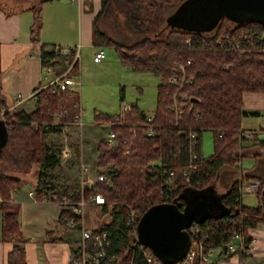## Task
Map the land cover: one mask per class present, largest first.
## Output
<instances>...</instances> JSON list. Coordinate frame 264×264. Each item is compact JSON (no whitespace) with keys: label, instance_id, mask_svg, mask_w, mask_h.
Here are the masks:
<instances>
[{"label":"trees","instance_id":"1","mask_svg":"<svg viewBox=\"0 0 264 264\" xmlns=\"http://www.w3.org/2000/svg\"><path fill=\"white\" fill-rule=\"evenodd\" d=\"M25 1L26 4L19 0L9 5L0 0V8L6 16L17 11H31L30 41L36 42L41 5L50 0ZM183 1L101 0L100 9L92 18L93 46L111 47L122 65L132 71L152 73L159 79L152 118L155 134L152 137L141 134L144 115L131 104L130 110L119 119L123 125L112 127L119 136L116 144L108 146L102 140L95 144V169L107 179L83 185L72 193L52 192L53 199L59 203L61 198L74 202L80 194L84 198L89 193L103 197L100 210L109 215V220L95 230L106 232L109 243L104 254L111 257L107 264L141 262L140 248L133 245L126 221L128 207L133 208L138 217L157 203H174L181 209L180 194L184 189H206L221 167H238L240 157L247 150L241 145L247 138L239 130L240 119L257 114L243 108L241 95L243 92H264V22H235L221 17L208 30L166 27L165 18ZM109 15H114L115 21ZM103 19H108L110 27L119 21L113 33H120L125 42L128 38L133 40L122 43L109 37L98 27ZM227 42L236 43L237 49L228 48ZM61 59L56 57L62 66ZM176 64H183L185 78L190 80L182 88L188 97L179 115L167 108L173 86L166 81ZM1 72L0 68V111L5 107ZM35 98L33 110L11 108L4 113V121L0 120L6 130L0 144V232L1 240L11 243L5 264H27L25 238L19 229V204L11 199V192L19 189L21 182L8 173H27L33 164H38L36 198L47 195L51 189L46 172L59 165L60 151L46 141L49 133H60L59 125L50 124L49 113L64 104L69 114L77 103L74 92L51 94L48 89H42L36 92ZM92 116L95 123L111 119V115L100 112H93ZM132 124L135 128L129 132ZM204 130L211 136L212 152L208 156H202L200 151V134ZM189 132L196 136L193 147L189 145ZM253 141L264 159V139L253 138ZM125 148L128 153H123ZM191 154L195 155L191 160L195 166L193 171L187 168ZM167 171H172L173 175L165 185ZM241 180L262 182L264 177L243 174L234 179L221 196L227 212L191 222L186 228L194 233V236L188 233L190 243L196 238L202 242L203 251L208 245L222 254L231 236L238 233L242 245L247 246L250 241L247 229L264 224V198L254 205L242 204L238 196ZM69 219L76 223L79 220L71 212V205H61L57 224L66 229ZM238 256L242 258L243 253L239 252ZM153 257L155 264H183L181 260L162 262ZM188 264L198 263L194 259Z\"/></svg>","mask_w":264,"mask_h":264},{"label":"crops","instance_id":"2","mask_svg":"<svg viewBox=\"0 0 264 264\" xmlns=\"http://www.w3.org/2000/svg\"><path fill=\"white\" fill-rule=\"evenodd\" d=\"M100 2L101 0H50L44 2L43 9L41 8L40 11L41 24L36 42L30 41L31 11H17L6 16L0 8V68L4 109L19 107L31 111L35 108V96L19 103L16 96L19 94L21 97H25L38 85L39 65L36 55L44 44L55 42L79 44L80 48H90L91 53L98 48L91 44V30L92 18L99 11ZM101 22L104 23V19ZM101 28L109 37L114 36L113 30L108 24ZM55 61L57 63L55 71L59 72L63 66V60L61 59L62 66L56 59ZM12 67L17 69L13 75L9 74ZM76 68L78 72V63ZM34 98L33 102L31 99ZM241 100L245 110L256 111L257 114L243 116L240 119V132H247L250 136L241 142V145L247 147V150L246 154L240 157L238 167H221L209 185L218 197L219 210L217 214L227 212L226 206L221 201V196L227 191L230 183L238 178V175L239 177L243 174L264 177V159L260 151L253 145V138L264 139V92H243ZM72 113L73 110L69 114ZM94 124L96 123L91 125L94 126ZM62 133L60 131L58 134ZM54 134L49 133L48 135ZM47 137L46 141L49 145L59 147L56 146V142ZM83 141L88 142L84 139ZM74 150H77L78 153L75 152V155L72 156L76 160H81V163H86L83 162L86 155L84 148L81 146L77 149L75 146ZM93 150L94 162L95 148ZM62 160L65 159L59 157V163ZM57 168L59 169V166L46 172L49 175L46 176V179L51 190L47 191L46 196L42 195L39 199L36 198L38 164H33L27 173H8L9 176L18 178L21 182L20 188L11 192V199L19 204V229L25 238L24 250L27 264H74V256L79 244V226L63 229L56 222L61 205L53 199L52 192H68L67 186L61 184L57 174L54 173ZM243 181L247 182L248 180ZM243 181H240L239 187ZM240 202L247 205L243 201V195L240 197ZM101 214L100 205L91 202L85 203L80 214L81 225L87 229H97L100 224L107 223L109 220L108 214ZM246 232L250 241L242 258L238 256V253L223 257L217 249H213L208 261L214 264H264V224L248 228ZM10 249L11 243L2 241L0 232V264H5L6 255Z\"/></svg>","mask_w":264,"mask_h":264},{"label":"built area","instance_id":"3","mask_svg":"<svg viewBox=\"0 0 264 264\" xmlns=\"http://www.w3.org/2000/svg\"><path fill=\"white\" fill-rule=\"evenodd\" d=\"M75 1V0H70ZM218 43V42H217ZM228 48L237 49V44L233 42L226 43ZM42 48V49H41ZM39 49L38 54L36 55V59L39 65V76H38V85L34 90H32L27 96L21 97L19 94L16 96L17 102H21L30 97H34L36 92L42 89H48L49 93H59V92H76L74 90V86H78V82L75 79L77 76V62L79 58V45H58L51 44L48 46L41 47ZM56 57H61L63 60V66L61 67L59 72H55L54 68L57 65L55 64ZM104 58L103 48H96L92 53L91 60L93 62H99ZM188 62V61H187ZM183 64H176L174 70L170 73L166 83L168 85L173 86V91L170 93L169 99L170 102L167 104V108L172 110L175 115H179L181 113V106H183L187 99V94L182 91L183 85L185 82H189L190 80H186L184 72ZM77 105V106H76ZM75 111L69 115L67 108L65 105H59L57 108L53 109L49 113L50 124H56L60 126V131L62 132L68 126H81L80 122V113L78 104H74ZM8 109H2L0 111V120L4 121V113ZM130 110V105L127 104H119L118 111L111 115V119L105 122H98L97 125H100L106 129L105 135L103 136L102 141L108 145L113 146L116 144L119 139L118 133L113 130L114 126H122L123 124L119 121V119ZM144 115V123L141 128V134L145 137H152L155 134V130L152 125L153 118V110L150 112H143ZM135 126L132 124L129 127V132H133ZM245 138H249V133H242ZM188 141L190 147L195 145V133H188ZM124 140H122V143ZM123 153H128V149L125 148ZM69 149L67 146H64L59 151L60 158L68 157ZM195 158L194 154H191L188 158L187 168L190 170H194L195 166L191 163V160ZM173 175L172 171H167L164 175V184L168 185L170 179ZM107 177L99 173L94 181H102L106 180ZM93 181V182H94ZM240 183V182H239ZM243 193H250L255 197L256 201L263 200L264 198V181L260 182L258 180H248L243 188H238V196L241 197ZM91 202L94 204L101 205L104 203L103 197L97 193H89L86 198L82 195L79 196V199L74 202H68L64 198L60 199V203L63 206L71 205V212L78 216V223L74 222L72 219H69L66 222L67 227H75L79 226V244L76 248L75 256H74V264H107V261L111 260V257H106L104 254L105 247L108 246V239L106 236V232L104 230H95V229H87L81 225L80 214L82 207L85 203ZM138 215L135 210L131 207H128V211L126 214V221L128 228L131 231L133 236V245L138 246L141 251V262L138 264H155V258L151 251L138 243L136 238V224L138 221ZM187 232L194 236L193 230L188 229ZM203 244L200 240L196 239L194 242L189 244L188 249L184 253L181 261L183 264L191 263L194 259L197 260V263L200 262L209 263L208 257L213 253V248L207 245L206 251H203ZM246 247L242 245L240 235L233 234L226 244L222 256L227 257L231 254L244 252Z\"/></svg>","mask_w":264,"mask_h":264},{"label":"rangeland","instance_id":"4","mask_svg":"<svg viewBox=\"0 0 264 264\" xmlns=\"http://www.w3.org/2000/svg\"><path fill=\"white\" fill-rule=\"evenodd\" d=\"M3 1L9 5H13L19 0ZM20 1L23 4L27 3L25 0ZM41 8L43 9L42 5ZM109 16L111 20L115 21L116 17L114 15ZM108 19H104V23L101 21L98 22V27L101 28L109 24ZM116 22L120 23L119 21ZM117 23H114L113 26L111 25L113 31L114 29L116 30ZM113 35L112 39L122 43H129L133 40L132 38H128L125 42L124 38L120 37L121 34H118V32L116 34L113 33ZM53 44L73 45L59 44L57 42ZM48 45L51 44H44L43 47ZM103 51L104 58L97 63H93L91 60V49L79 47V58L77 62L78 72L75 78L78 82V86H74V90L77 92L74 93H76V95L78 94L76 101L79 107L81 126L66 127L62 130V134L46 136L47 138H51L53 142H56V146H59L60 149L64 146H67L69 149L68 157L64 158L65 160L59 163V169L57 168L58 171L56 170L54 172L57 174L59 182L67 186L69 193L74 192V190L79 189L83 185L91 184L96 176L101 173L97 171L94 166L93 148H95V144L98 140L103 139L106 129L97 124H94V126L91 125L94 123L92 116L93 112L112 115L118 111L119 104H133L139 110L148 112L154 109L156 85L159 83V79L152 73L132 71L127 66L122 65L111 47L103 46ZM10 70L9 74L11 73V75H13V72L17 69L12 67ZM120 96L122 100H120ZM31 100L33 101L35 98ZM32 101L31 103L34 102ZM74 111L75 108H73V112ZM83 139L88 142L85 143ZM75 146H77V149L79 147L81 148V146L84 148L86 155L84 154L85 157L83 162L86 163L83 164L81 160H76L74 156H72L75 155V152L78 153L77 150H74ZM200 151L202 156H208L212 152L211 136L208 130H204L200 134ZM240 170L242 171V169ZM245 184L246 182L243 181L241 188H243ZM188 192V189H184L181 194L187 195ZM211 193L217 196L214 191ZM242 195L243 201L247 205H254L256 203L253 195L248 193H243ZM218 210L219 204L211 207L209 214L211 216H216Z\"/></svg>","mask_w":264,"mask_h":264},{"label":"water","instance_id":"5","mask_svg":"<svg viewBox=\"0 0 264 264\" xmlns=\"http://www.w3.org/2000/svg\"><path fill=\"white\" fill-rule=\"evenodd\" d=\"M235 22L253 20L264 22V0H184L165 18V25L187 30H208L219 18ZM3 121V120H1ZM0 121V144L6 130ZM180 194L181 203H157L149 206L138 218L136 238L162 262L181 260L189 247L186 228L211 216V207L218 205V197L208 186ZM210 193V194H209Z\"/></svg>","mask_w":264,"mask_h":264}]
</instances>
